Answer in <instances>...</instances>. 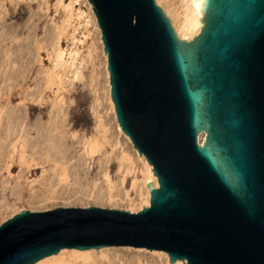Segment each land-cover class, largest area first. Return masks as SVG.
Listing matches in <instances>:
<instances>
[{
  "label": "water",
  "instance_id": "water-1",
  "mask_svg": "<svg viewBox=\"0 0 264 264\" xmlns=\"http://www.w3.org/2000/svg\"><path fill=\"white\" fill-rule=\"evenodd\" d=\"M87 1L116 122L157 187L135 213L21 210L0 224V264L105 247L264 264V0H201L190 41L156 0Z\"/></svg>",
  "mask_w": 264,
  "mask_h": 264
},
{
  "label": "rangeland",
  "instance_id": "rangeland-1",
  "mask_svg": "<svg viewBox=\"0 0 264 264\" xmlns=\"http://www.w3.org/2000/svg\"><path fill=\"white\" fill-rule=\"evenodd\" d=\"M159 4L177 34L184 2L159 0ZM58 49L70 68L57 71L61 82L52 77L53 84L47 86ZM105 63L85 0H0V145L7 133L11 144L23 127L28 130L26 142L54 143L46 127L61 123L57 136L66 139L62 165L67 170V177H62L60 166L40 164V156H34L30 170L21 171L17 157L8 171L0 161V224L21 210L139 211L145 194L131 186L133 180L139 184L143 180L144 166L116 129ZM93 140L103 143L101 153L82 159L84 145ZM118 155L124 156L122 161ZM109 248L133 253L141 264L166 263L162 255L144 249Z\"/></svg>",
  "mask_w": 264,
  "mask_h": 264
},
{
  "label": "bare ground",
  "instance_id": "bare-ground-1",
  "mask_svg": "<svg viewBox=\"0 0 264 264\" xmlns=\"http://www.w3.org/2000/svg\"><path fill=\"white\" fill-rule=\"evenodd\" d=\"M85 1L92 15V18L94 20L96 30L99 34V43H101L100 32L96 24V19L93 15L91 5L88 3L87 0ZM182 1L184 2L185 7L178 13L180 17V21L176 28V32L178 34V37L181 40L187 41V40H192L195 36H197L202 27L201 22H199V20L202 17V15L199 12V6L201 3V0H182ZM156 3L160 5L159 0H156ZM66 8L70 9L71 4L66 6ZM101 52H102L104 61L106 62V56L104 55L103 50H102V43H101ZM63 55H64V52H62L60 49L56 51L55 61L53 62V71L48 72L47 74V82H46L47 86H51L53 84L54 79L61 82V75H59L57 71L59 70L63 71V70H66V68H70V63L63 60ZM105 72H106V77H107V84L109 87V79H108V72L106 69V63H105ZM52 77H54V79ZM109 90H110V87L108 88L109 105H110V111L112 114V118L114 119L115 124H116V129L123 136V138L129 143L130 142L129 139L121 132L116 122L113 104L111 102L110 95H109ZM31 110H33V108H31ZM59 114H60V111L58 112V115ZM59 125H61V123L52 124L46 127L48 136H51L54 138V141H52L54 143L43 142L41 145L37 141L26 142V135L28 133V130L25 127L21 128L22 130L17 136L18 138H16L13 142H11V144L9 141L10 139L9 135L11 134L9 133L5 134L3 137L4 143H1L2 145H0V161L5 162L7 171L9 170V168H13L12 163L14 162L15 157H17L18 159V163L22 171L23 169L27 170L28 168L30 170L31 162L33 161L34 156H40L42 158L41 159L42 161L40 164L42 163L52 164L54 167L60 166L58 172L59 174H61L62 177L66 178L67 170L62 165L63 160L66 159V151L64 150V143L66 142V139L64 140V139L59 138V136H57L60 133V129L58 127ZM37 132L38 134H40V132L42 133V131L40 130H37ZM19 140H21L20 141L21 143L16 144V142ZM49 143H51V145H49ZM102 147H103V143H100L98 140L88 141L84 145V150H83V153L81 154V158L82 159H85L87 157L94 158V156L97 153H101ZM132 150H133V153L143 163V166H144V172L142 173L144 176L143 180H141L140 184L137 183L135 180H133L132 186H131L132 189H135V190L137 189L140 191L141 189L145 194V201L142 202V205L140 206V209H139L140 211L142 207H148L149 205V192L145 186L146 183L150 182L153 184L154 187H156L157 182L153 175L151 166L146 162L144 157L139 156V154L133 148ZM118 157H119L118 159L122 161L124 156L118 155ZM6 159L9 161V163H7ZM136 251L140 252L141 250H136ZM132 254L133 253L127 252L123 249L117 251L116 249L109 248V247H105L100 250L91 249V250H85V251H79L75 249H62L56 255L46 257L38 261L35 264H141L135 259H133ZM149 254L162 255L166 261L165 264H169L168 256L164 252L149 251ZM141 256L144 258L146 257L145 255H141ZM149 264H157V262L153 260V261H150ZM174 264H183V262L176 261Z\"/></svg>",
  "mask_w": 264,
  "mask_h": 264
}]
</instances>
